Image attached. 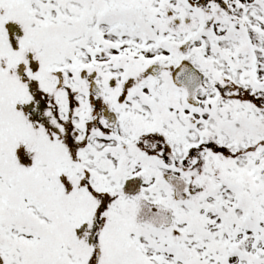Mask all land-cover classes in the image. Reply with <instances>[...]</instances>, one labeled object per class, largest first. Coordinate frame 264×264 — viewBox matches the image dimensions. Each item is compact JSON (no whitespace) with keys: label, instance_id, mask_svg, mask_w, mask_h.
<instances>
[{"label":"snow or ice","instance_id":"6c2138e0","mask_svg":"<svg viewBox=\"0 0 264 264\" xmlns=\"http://www.w3.org/2000/svg\"><path fill=\"white\" fill-rule=\"evenodd\" d=\"M0 264H264V0H0Z\"/></svg>","mask_w":264,"mask_h":264}]
</instances>
